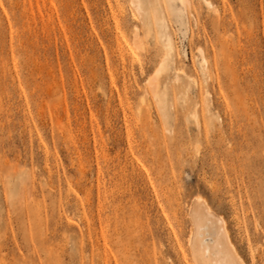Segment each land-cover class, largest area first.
I'll list each match as a JSON object with an SVG mask.
<instances>
[{
    "label": "rangeland",
    "instance_id": "1",
    "mask_svg": "<svg viewBox=\"0 0 264 264\" xmlns=\"http://www.w3.org/2000/svg\"><path fill=\"white\" fill-rule=\"evenodd\" d=\"M134 1L0 0V264H264V0Z\"/></svg>",
    "mask_w": 264,
    "mask_h": 264
},
{
    "label": "bare ground",
    "instance_id": "2",
    "mask_svg": "<svg viewBox=\"0 0 264 264\" xmlns=\"http://www.w3.org/2000/svg\"><path fill=\"white\" fill-rule=\"evenodd\" d=\"M135 1L138 5V1ZM205 1L206 0H204V2ZM180 2L185 5L187 0H180ZM188 3L190 2L188 1ZM188 3L187 5H189ZM206 3L207 2H205V4ZM202 59L205 64V57L202 56ZM160 64L156 72L157 76L165 69V63ZM152 83L153 82H150L149 86H147L148 89L152 87ZM156 92H153L155 97L157 96ZM193 118L195 122L198 123L196 115H193ZM191 215L196 229L195 232L190 235L189 246L191 248V255L196 264H246L230 239L226 222L221 216L217 217L213 214L204 199L200 198L194 200L191 208Z\"/></svg>",
    "mask_w": 264,
    "mask_h": 264
}]
</instances>
